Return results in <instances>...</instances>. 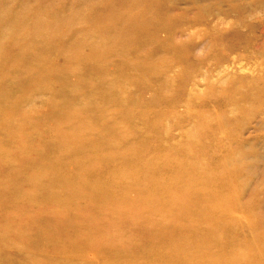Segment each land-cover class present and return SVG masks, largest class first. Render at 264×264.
I'll list each match as a JSON object with an SVG mask.
<instances>
[{"label":"rangeland","instance_id":"obj_1","mask_svg":"<svg viewBox=\"0 0 264 264\" xmlns=\"http://www.w3.org/2000/svg\"><path fill=\"white\" fill-rule=\"evenodd\" d=\"M94 224L114 241L72 236ZM62 229L83 254L56 255ZM263 243L264 0H0V264H264Z\"/></svg>","mask_w":264,"mask_h":264},{"label":"bare ground","instance_id":"obj_2","mask_svg":"<svg viewBox=\"0 0 264 264\" xmlns=\"http://www.w3.org/2000/svg\"><path fill=\"white\" fill-rule=\"evenodd\" d=\"M122 124V123H121ZM155 177H156V175H155ZM154 177V178H155ZM94 178H96V179H98V178H100V176H94L93 177V179H92V181H91V183H92V186L94 187V189H95V193H97V186L99 185V182L96 180V179H94ZM151 179V178H150ZM149 179V183L150 184H153V181L152 180H150ZM155 179H157V178H155ZM102 187H103V185H101ZM146 188H149V186H146ZM96 195V194H95ZM93 198H94V196H93ZM86 200H88V201H90L91 203H92V198H87ZM111 204V207H112V203H110ZM157 205V204H156ZM147 206V205H146ZM120 208V206L119 205H117V207H115V208H113L114 209V213L113 214H115L117 211H118V209ZM151 209L152 210H155L154 212H156V211H158L159 210V208H156V207H154V206H151ZM156 213H158V212H156ZM204 213V212H203ZM157 218V225H158V227L159 228H162L163 230H167V231H169V224H167L166 222H160V220H162V221H174L175 222V217H173V218H169V216H166V215H164V216H160V217H156ZM113 221L114 220H111V225L113 226ZM185 220L183 219V217L182 218H180V216H179V221L178 222H184ZM211 221V220H210ZM107 225V224H106ZM86 227H87V229H88V226H87V224H86ZM193 226H191V227H187V228H192ZM42 230V229H41ZM72 233L71 232H68V233H66V231L65 230H59V233H58V239L60 240V241H67L68 242V244H67V247H66V249H61V250H58L57 251V254L56 255H60V254H64V255H69V254H73V255H78V254H83V252L82 251H80L78 248H76V247H74V245H72L71 243H70V241H69V237H70V235H71ZM73 235H77V236H81L83 239H85V240H87L88 242H81L80 241V243L82 244V245H84L85 247H87V248H89V249H91L92 250V246L93 245H96V244H98V243H100V242H103L100 246H102L103 244H104V241H111V240H113L112 238H113V235L112 236H110V237H107V236H105L107 239H104V235H103V233L101 232V230L99 229V227L97 226V225H95L94 224V226H92V227H90L89 228V230L87 231V232H83V231H75V233L74 234H72V236ZM114 241V240H113ZM264 244V243H263ZM74 247V249H72V250H69L68 249V247ZM97 255L100 253V249H99V247H97ZM50 253V252H49ZM255 252H253V261H254V256H255ZM238 259H240L241 261H242V263L243 264H248L247 263V259H248V257L247 256H242V258L241 257H239ZM2 259H0V261H1ZM128 264V263H127ZM251 264H253V263H251Z\"/></svg>","mask_w":264,"mask_h":264}]
</instances>
